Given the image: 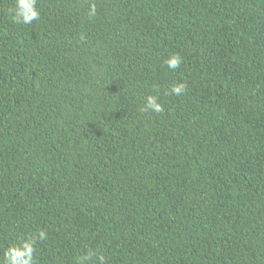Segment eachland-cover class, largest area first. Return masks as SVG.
I'll return each instance as SVG.
<instances>
[{"label": "trees", "instance_id": "trees-1", "mask_svg": "<svg viewBox=\"0 0 264 264\" xmlns=\"http://www.w3.org/2000/svg\"><path fill=\"white\" fill-rule=\"evenodd\" d=\"M15 6L0 264L25 242L32 264H264V0H37L30 25Z\"/></svg>", "mask_w": 264, "mask_h": 264}, {"label": "clouds", "instance_id": "clouds-1", "mask_svg": "<svg viewBox=\"0 0 264 264\" xmlns=\"http://www.w3.org/2000/svg\"><path fill=\"white\" fill-rule=\"evenodd\" d=\"M97 12L96 5L93 3L89 8L88 15L90 17L95 16ZM40 10L37 7V0H16V6L14 9L13 21L17 24L30 25L33 21L40 19ZM168 68L175 71L182 63V59L179 55L173 54L165 61ZM185 90V85L176 84L173 85L169 92L165 94L180 95ZM151 110L155 113L163 112V106L158 102L157 96H149L147 98V106L142 108L141 111ZM40 238H45V233L40 232ZM33 246L31 242H25L23 247L10 248L6 253L8 264H32L33 259ZM96 256L100 264H106L105 257L103 255H97V253L89 250L88 254L80 260L79 264H84L86 260L92 259Z\"/></svg>", "mask_w": 264, "mask_h": 264}]
</instances>
